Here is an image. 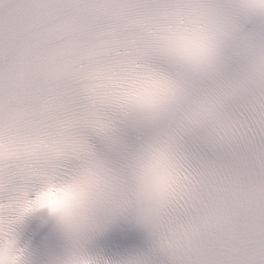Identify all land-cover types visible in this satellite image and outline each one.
I'll use <instances>...</instances> for the list:
<instances>
[{"label":"clouds","instance_id":"clouds-1","mask_svg":"<svg viewBox=\"0 0 264 264\" xmlns=\"http://www.w3.org/2000/svg\"><path fill=\"white\" fill-rule=\"evenodd\" d=\"M162 43L199 66L186 84L152 70ZM129 102L148 109L124 135L149 145L144 238L161 237L160 264H243L264 191V85L214 68L194 31L134 0H51L44 15L0 0V239L11 246L40 213L78 215L92 163L81 129ZM49 166L67 182L34 187Z\"/></svg>","mask_w":264,"mask_h":264},{"label":"snow or ice","instance_id":"snow-or-ice-1","mask_svg":"<svg viewBox=\"0 0 264 264\" xmlns=\"http://www.w3.org/2000/svg\"><path fill=\"white\" fill-rule=\"evenodd\" d=\"M134 4L194 31L214 68L264 85V0H134ZM50 6L51 0H35L41 15ZM150 62L156 74L178 86L200 70L189 53L173 43H162ZM121 113L126 115L103 126L89 122L81 129L92 163L83 177L78 215L70 219L38 214L11 246L0 239V259L6 257L8 264H21V255L23 264H160L161 237L144 238L150 187L142 162L149 145L124 135L127 116L146 117L148 109L129 102ZM66 182L61 167L49 166L35 175L33 186ZM253 229L257 239L243 264H264V191L253 203Z\"/></svg>","mask_w":264,"mask_h":264}]
</instances>
